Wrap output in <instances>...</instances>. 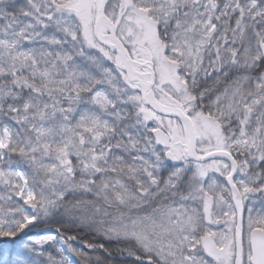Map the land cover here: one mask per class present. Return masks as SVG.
<instances>
[{
    "label": "snow or ice",
    "instance_id": "1",
    "mask_svg": "<svg viewBox=\"0 0 264 264\" xmlns=\"http://www.w3.org/2000/svg\"><path fill=\"white\" fill-rule=\"evenodd\" d=\"M0 264H264V0H0Z\"/></svg>",
    "mask_w": 264,
    "mask_h": 264
}]
</instances>
